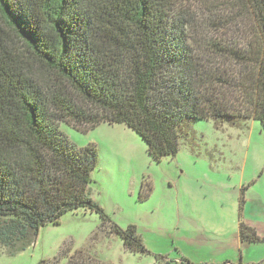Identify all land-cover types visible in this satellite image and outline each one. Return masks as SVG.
<instances>
[{
	"label": "trees",
	"instance_id": "obj_1",
	"mask_svg": "<svg viewBox=\"0 0 264 264\" xmlns=\"http://www.w3.org/2000/svg\"><path fill=\"white\" fill-rule=\"evenodd\" d=\"M200 121L264 126V0H0V246L88 210L146 252L88 193L97 148L60 126L126 125L160 162ZM67 264L108 263L79 250Z\"/></svg>",
	"mask_w": 264,
	"mask_h": 264
},
{
	"label": "rangeland",
	"instance_id": "obj_2",
	"mask_svg": "<svg viewBox=\"0 0 264 264\" xmlns=\"http://www.w3.org/2000/svg\"><path fill=\"white\" fill-rule=\"evenodd\" d=\"M61 130L78 148L99 153L90 197L123 230L133 226L146 252L126 249L88 210L47 224L23 248L0 246V264H67L84 250L108 264H264V126L193 123L175 157L155 161L126 125ZM241 228L256 231L243 240Z\"/></svg>",
	"mask_w": 264,
	"mask_h": 264
}]
</instances>
